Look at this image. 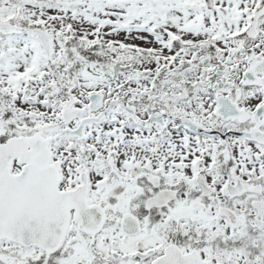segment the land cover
<instances>
[{
  "label": "snow or ice",
  "instance_id": "obj_1",
  "mask_svg": "<svg viewBox=\"0 0 264 264\" xmlns=\"http://www.w3.org/2000/svg\"><path fill=\"white\" fill-rule=\"evenodd\" d=\"M0 264H264V0H0Z\"/></svg>",
  "mask_w": 264,
  "mask_h": 264
}]
</instances>
